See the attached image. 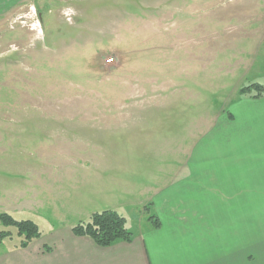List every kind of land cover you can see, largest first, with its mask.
<instances>
[{"label":"rangeland","instance_id":"1","mask_svg":"<svg viewBox=\"0 0 264 264\" xmlns=\"http://www.w3.org/2000/svg\"><path fill=\"white\" fill-rule=\"evenodd\" d=\"M252 83H264V0H24L0 21V180L19 159L11 150L22 137L5 131L14 120H71L109 130L69 137L99 138L130 168L135 194L121 196L122 183L94 210H135L156 170L192 164ZM1 231L11 233L1 250L23 240L15 227Z\"/></svg>","mask_w":264,"mask_h":264},{"label":"crops","instance_id":"2","mask_svg":"<svg viewBox=\"0 0 264 264\" xmlns=\"http://www.w3.org/2000/svg\"><path fill=\"white\" fill-rule=\"evenodd\" d=\"M22 1L0 0V21ZM228 105L192 164L158 168L151 193L127 213L94 207L122 183L121 196L135 194L129 166L115 165L99 138L69 137L87 131L102 138L109 130L64 122L71 120H14L16 128L5 131L22 137L18 151L11 150L19 159L7 168L9 183L0 180V206L17 220L34 221L42 235L25 249L0 248V264H264V97L240 95ZM34 132L45 138L34 143L26 136ZM106 210L126 218L131 242L104 248L73 234L75 225ZM128 210L138 215L134 224Z\"/></svg>","mask_w":264,"mask_h":264},{"label":"trees","instance_id":"3","mask_svg":"<svg viewBox=\"0 0 264 264\" xmlns=\"http://www.w3.org/2000/svg\"><path fill=\"white\" fill-rule=\"evenodd\" d=\"M241 94L251 95L254 99L264 97V83H253L240 90ZM149 220L158 228L160 222L151 216ZM0 223L5 227H15L18 235L23 238L20 248H27L33 241L41 237L39 226L32 220H17L8 213L0 214ZM73 234L80 237H89L100 247H110L116 242H131L133 233L127 227L126 218L113 210L94 213L89 221L81 222L72 229ZM11 236L6 231L0 232V244Z\"/></svg>","mask_w":264,"mask_h":264},{"label":"built area","instance_id":"4","mask_svg":"<svg viewBox=\"0 0 264 264\" xmlns=\"http://www.w3.org/2000/svg\"><path fill=\"white\" fill-rule=\"evenodd\" d=\"M113 60H109V62H112Z\"/></svg>","mask_w":264,"mask_h":264}]
</instances>
